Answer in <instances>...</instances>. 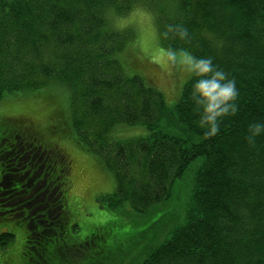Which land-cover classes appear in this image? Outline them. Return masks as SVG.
I'll list each match as a JSON object with an SVG mask.
<instances>
[{
    "label": "trees",
    "instance_id": "obj_1",
    "mask_svg": "<svg viewBox=\"0 0 264 264\" xmlns=\"http://www.w3.org/2000/svg\"><path fill=\"white\" fill-rule=\"evenodd\" d=\"M136 7L150 14L162 50L186 55L166 57L178 69L166 81L180 83L172 101L145 78L150 58L133 52L130 27L109 22ZM122 50L138 65H125ZM192 58L210 59L236 84L237 110L213 136L198 126ZM58 84L69 118L53 98ZM42 89L54 113L44 126L0 116V246L20 242L0 264H47L58 253L60 264H264V132L247 140L248 125L264 123V0H0V98ZM122 124L145 132L111 139ZM68 135L112 174L115 191L96 199L118 210L110 224L131 243L117 256L110 227L92 228L87 246L71 242L72 158L58 143Z\"/></svg>",
    "mask_w": 264,
    "mask_h": 264
},
{
    "label": "rangeland",
    "instance_id": "obj_2",
    "mask_svg": "<svg viewBox=\"0 0 264 264\" xmlns=\"http://www.w3.org/2000/svg\"><path fill=\"white\" fill-rule=\"evenodd\" d=\"M109 22L113 25V27L119 29L127 26L130 27L129 31L130 33L133 32L134 35L133 52L140 58H150V61L147 60L150 69V75L147 74L149 78H145L152 81V84L157 86L158 89H160L162 92L164 91L163 93L166 94H164V97L166 96L167 100V97H174L177 94V90L180 89V83H177L175 80H171V84H168V82L166 81V76L167 74L169 76L173 75L178 69L177 67L171 66L169 64L168 58L166 57L171 56L172 58H175L179 61L186 55L184 53L169 54L167 51H164L160 48L158 44L157 34L153 25V20L150 14L144 8H133L129 14L123 17H109ZM120 54L121 60L125 65H128L131 62H135L138 65L139 62L137 60L131 59L130 61H128L123 50ZM120 54L118 55L119 59ZM151 60L155 63V65ZM146 67L147 66H145V68ZM61 85L62 84L55 85L51 88V90H54L53 98H55L56 104H59L63 109H67L68 115L69 110L67 101L68 96L66 93L67 90ZM171 85L172 89L176 91L175 95L173 96L171 92ZM45 89L34 93L19 92L10 94L5 97L3 96V98H0V116H9L12 114L30 115L35 124H42L44 126L45 123L48 120L52 119L54 115L53 112L52 114L51 112H49L52 107L47 106L42 99L46 94V90H48ZM172 100L174 99L171 98V101ZM167 103L170 104L172 102ZM49 114H51V117L49 116ZM122 125L124 127L121 129H118L116 131L112 129L113 131H115L114 134L122 133V135H120L121 137H114L111 130L109 134V137L111 139L123 140L128 138L129 136H136L138 134L142 135L145 132V127L141 124ZM39 127L41 126L39 125ZM123 131L127 133L130 132V134H123ZM61 135L63 136V134ZM58 143L63 148V150H65L66 153H68L72 158V170L69 176L68 201L66 202V209L69 213V223L76 224L77 228L75 226V231L72 234L71 242H83L84 246H87L88 244L86 243V241L92 231V228L96 226H101L103 229H105L106 227H110V231L107 236V242H112L114 240L115 243H110L109 246L114 247L115 245H118L117 249H119L113 250V257L119 255L122 251H126L131 246V243H126L123 239L118 238L121 232L118 231L113 224H110L112 221L115 222L121 219L117 213L118 210H111L106 206V203L99 202L96 199L100 195L115 191V183L112 174L106 169L99 156L88 151L78 142H74L69 138V135L68 137L64 136L63 140H59ZM176 184L177 182L175 183V185ZM181 195L189 196L188 193H186V195L183 194V191ZM184 209L182 207L180 211V208L178 207L177 213L180 217L178 223L182 221V213L184 212ZM129 210L130 213L137 215L131 209ZM176 217H178V215ZM170 228L171 227H168L161 231L159 235L161 237V240L167 235ZM5 230L6 227L0 228V231ZM18 234L19 232L17 231L16 235L18 236ZM121 242L123 244L119 245ZM19 246L20 242L16 238H14L9 244L5 245L4 247L0 246V263L13 260L19 250ZM90 247L94 248L95 246L92 245ZM59 255V253L57 255H53L55 259L47 264H60L58 260ZM134 258L135 257L128 256L129 260ZM120 259L121 256L119 257V260ZM125 259L126 257L124 258V260H120V264L122 263V261H125ZM36 261V259L31 260L26 264H36ZM113 263L118 264L119 261H116L115 258H112L107 264Z\"/></svg>",
    "mask_w": 264,
    "mask_h": 264
},
{
    "label": "clouds",
    "instance_id": "obj_3",
    "mask_svg": "<svg viewBox=\"0 0 264 264\" xmlns=\"http://www.w3.org/2000/svg\"><path fill=\"white\" fill-rule=\"evenodd\" d=\"M181 38L186 36V30L179 29ZM188 71L199 79L192 85V98L199 112L198 126L205 129V136H213L218 132L219 118L235 113L237 88L235 81L229 79L227 74L215 68L210 59L192 58ZM261 132H264V123L252 122L248 125L247 140L251 143Z\"/></svg>",
    "mask_w": 264,
    "mask_h": 264
}]
</instances>
